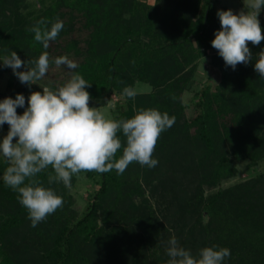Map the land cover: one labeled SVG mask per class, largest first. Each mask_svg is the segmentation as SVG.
Instances as JSON below:
<instances>
[{
  "label": "trees",
  "instance_id": "1",
  "mask_svg": "<svg viewBox=\"0 0 264 264\" xmlns=\"http://www.w3.org/2000/svg\"><path fill=\"white\" fill-rule=\"evenodd\" d=\"M217 1L0 0V56L14 50L22 60H36L45 49L27 29L41 18H59L64 28L46 50L48 72L57 56L75 60V71L89 81V104L118 98L112 118L139 108L175 116L157 139L155 167L132 162L120 175L79 172L94 186L80 211L67 186L48 183L49 168L37 179L64 203L31 227L18 193L0 180V264H167L165 242L173 234L194 255L216 244L230 249L224 264H264V77L254 69L260 51L250 42L252 60L235 69L225 64L210 43L221 27ZM202 57L219 78L196 87ZM64 71L59 81L46 75L27 89L10 74L0 99L22 93L26 107L40 85L66 82L70 71ZM138 83L149 90L122 95ZM190 90L188 105L181 94ZM240 164L263 170L222 186Z\"/></svg>",
  "mask_w": 264,
  "mask_h": 264
},
{
  "label": "clouds",
  "instance_id": "2",
  "mask_svg": "<svg viewBox=\"0 0 264 264\" xmlns=\"http://www.w3.org/2000/svg\"><path fill=\"white\" fill-rule=\"evenodd\" d=\"M262 8L264 0H247L246 12L217 11L221 27L210 43L233 69L238 63L252 60L248 41L255 45L264 40L258 20ZM63 28L64 22L59 18L53 22L41 18L27 31L34 34V40L45 51L36 60L28 61L9 50L0 56V65L10 67L22 84H38L48 74L49 43L56 40ZM51 63L70 71L69 79L61 86L39 84L42 91H32L26 107L22 93L0 99V126H9L6 135L0 137V160L7 164L0 180L18 193L17 199L26 208L31 227L64 203L60 194L37 179L38 173L50 168L49 184L59 181L70 186L73 175L82 170L107 173L115 169L120 175L132 162L155 167L159 161L152 153L157 139L175 122L174 115L156 108H139L131 117L121 119L105 115L98 107L89 106V81L75 71V60L60 55ZM22 66L26 70H18ZM254 69L264 77V49L255 60ZM136 94L131 86L122 89L125 97L134 98ZM17 107L23 108L21 114H17ZM118 132L124 137L123 144ZM165 250L167 264H224L231 255L228 247L216 244L204 246L194 255L174 234L165 242Z\"/></svg>",
  "mask_w": 264,
  "mask_h": 264
},
{
  "label": "rangeland",
  "instance_id": "3",
  "mask_svg": "<svg viewBox=\"0 0 264 264\" xmlns=\"http://www.w3.org/2000/svg\"><path fill=\"white\" fill-rule=\"evenodd\" d=\"M148 1H151V0H148ZM215 6H216L217 11L223 10V9H231L234 13L240 12V11L246 12L247 11V0H218L215 3ZM258 20L261 25L262 36H264V9H261L260 12L258 13ZM249 43L250 41L247 42V44ZM257 46L259 47V51H261V49H264V40H261V42L257 44ZM4 67H5L4 72L2 74V77L0 78V91L5 90L6 79L10 74L13 75V77H16L13 74L12 69L10 67H7V66H4ZM64 69L65 68H63L62 66L56 65L53 69H51L48 72L47 76L52 79L54 78V80L56 79L55 81L57 80L59 81V77L61 78L62 73L65 72ZM18 70H22V67L21 69H18ZM56 72H58L59 75H57ZM218 78H219L218 69L216 67L210 66L207 57L200 58L197 70L194 75L193 85L196 87L197 86L199 87L203 85L204 82H216ZM15 81H17L19 84H22L17 77L15 78ZM28 87L29 85L25 84V88L27 89ZM149 88L150 86L147 84L138 83L134 86V90L136 92H146L149 90ZM192 93H193L192 90L182 92L181 94L182 101L190 105L191 103L190 98H191ZM117 100L118 98L116 97L115 94H110L108 98H106L105 100H102L100 103H95L92 100L89 106L98 107V110L104 112L105 115L112 117L111 109L113 107H110V105H114ZM121 104L122 105L124 104V100H121ZM185 111H186V114L188 115L191 112V108L187 107ZM6 133L7 131L5 129L0 128V137H2L3 135H6ZM6 165L7 164L5 161L0 160V175L6 168ZM237 168L238 170L235 176L230 178L227 181H224L222 183V186L229 185L239 180L249 178L250 176L256 174L260 170H263L262 167H258V168L245 167L242 164L237 165ZM75 176H76L75 182L72 185L67 186V188L69 192L72 194L73 198L75 199L74 207H76V209L80 211L87 200L88 193H90V191L93 190L94 186H93L92 181L87 179L85 175L78 173ZM152 202L154 201L152 200Z\"/></svg>",
  "mask_w": 264,
  "mask_h": 264
}]
</instances>
